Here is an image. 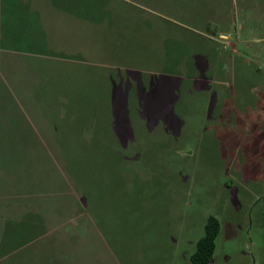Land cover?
Here are the masks:
<instances>
[{
  "label": "rangeland",
  "instance_id": "rangeland-1",
  "mask_svg": "<svg viewBox=\"0 0 264 264\" xmlns=\"http://www.w3.org/2000/svg\"><path fill=\"white\" fill-rule=\"evenodd\" d=\"M0 34L39 71L34 92L0 79L80 204L0 264H191L210 215V264H264V0H0Z\"/></svg>",
  "mask_w": 264,
  "mask_h": 264
},
{
  "label": "trees",
  "instance_id": "trees-1",
  "mask_svg": "<svg viewBox=\"0 0 264 264\" xmlns=\"http://www.w3.org/2000/svg\"><path fill=\"white\" fill-rule=\"evenodd\" d=\"M25 73H27L26 81L31 80L34 75H37V79L39 78V71L37 70H25ZM144 81L143 79L141 82L143 93L146 89L144 88ZM8 85L9 88L0 79V257L6 255L7 244L17 249L26 245L28 239L25 235L33 228L38 229V235L29 240L33 241L38 237L42 239L46 226L51 221V216L57 219V217H61L62 212L65 214L71 209L80 211L79 200L70 194L66 197L67 204H62L63 197L58 192L65 189V181L57 171L55 173L51 167L48 170L47 166L44 165L47 162L53 165L54 160L50 157L48 148L44 147L41 141H38L36 133L31 128L30 120L32 119L36 123L37 119L30 108L28 109L32 118L29 121L24 118V114L18 113L17 103L11 98V92L15 88L11 83ZM30 87L32 88L31 85ZM41 87L44 86L39 78V83L33 84V92ZM6 111H10L14 115H10ZM17 129L21 130L23 134L17 136ZM54 133V139L51 136V138L46 137V140L51 148L52 143H57L58 150L60 152L65 151L63 150L65 149L64 145L60 141L58 143L56 139V129ZM26 136H28L27 142ZM16 141L24 142L23 146L27 145V148L22 149ZM20 150H30L31 153L27 155L26 151H23L14 157L7 154V151L16 152ZM17 162H19L18 165ZM36 162H44L40 165L42 168H39V163L37 165ZM13 166L15 168H11ZM37 168H39L40 178H37ZM52 175L58 176L59 179ZM75 184L80 193L81 201L85 203L87 200L85 193H88L86 184L81 185L80 181L75 182ZM54 198L56 203H54ZM220 229L219 220L210 215L204 226V234L196 242L195 251L190 257L191 264H210ZM22 234H24L25 240L21 237Z\"/></svg>",
  "mask_w": 264,
  "mask_h": 264
},
{
  "label": "crops",
  "instance_id": "crops-1",
  "mask_svg": "<svg viewBox=\"0 0 264 264\" xmlns=\"http://www.w3.org/2000/svg\"><path fill=\"white\" fill-rule=\"evenodd\" d=\"M16 33V32H15ZM0 38H2V35L0 34ZM2 47L3 44H1V40H0V56L2 55V53H4L5 55H19V56H25V55H30L27 51H12V50H8V48L6 49H3ZM23 59V58H22ZM34 62H25L24 60L22 61H11V60H7V57H5L3 60L2 58L0 57V69H3V70H10V68H15L17 67V71H25V70H37L36 67L32 66ZM3 66V67H2ZM21 69H20V68ZM16 70V68H15ZM35 133V131H34ZM52 144H57V143H52Z\"/></svg>",
  "mask_w": 264,
  "mask_h": 264
}]
</instances>
